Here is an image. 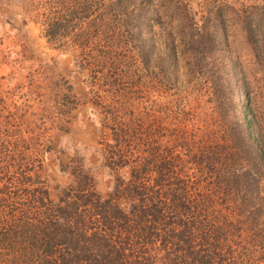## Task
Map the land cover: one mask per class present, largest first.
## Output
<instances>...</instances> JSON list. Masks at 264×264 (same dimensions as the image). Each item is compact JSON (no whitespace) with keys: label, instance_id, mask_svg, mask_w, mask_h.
Returning a JSON list of instances; mask_svg holds the SVG:
<instances>
[{"label":"trees","instance_id":"1","mask_svg":"<svg viewBox=\"0 0 264 264\" xmlns=\"http://www.w3.org/2000/svg\"><path fill=\"white\" fill-rule=\"evenodd\" d=\"M149 1L105 0L102 11L92 15L91 4L74 0L60 15L46 14L48 40L70 38L79 48L112 26L113 18L106 15L117 8L122 18L115 34L131 38L129 48L118 51L112 40L102 53L82 48L75 55L77 67L85 71L92 53L109 64L110 55L129 49L168 85L169 97L185 94L161 110L154 109L153 99L150 157L134 165L120 159L121 166L132 168V179L118 178L108 195L99 194L83 170L77 185H64L58 199L37 181V171L25 174L30 202L26 211L4 212L0 264H244L243 257L250 255L251 264H262L238 242L239 235L230 238L247 218L254 226L264 222V125L240 75L226 7L207 5L201 22L187 5L160 7L170 12L167 25L160 8L146 5ZM262 8L235 14L257 52H264ZM166 110L185 126L167 128L164 135L159 116ZM111 130L121 145L124 133L115 126ZM158 134L168 142L173 136L174 143L163 146ZM185 167L187 179L181 174ZM193 173L214 187L194 191ZM123 197H128L127 209L119 202Z\"/></svg>","mask_w":264,"mask_h":264},{"label":"rangeland","instance_id":"2","mask_svg":"<svg viewBox=\"0 0 264 264\" xmlns=\"http://www.w3.org/2000/svg\"><path fill=\"white\" fill-rule=\"evenodd\" d=\"M73 1L0 0V227L5 226L7 210L20 213L28 209L30 196L25 187L29 184L24 182L25 174L37 171V181L46 185L53 199L63 193L64 185H77L81 170L90 176L91 184L102 195L114 189L118 178L129 182L132 168L128 164L121 166L119 160L134 165L150 157L155 138L150 127L153 99L156 100L154 109L161 110L173 104L171 99L176 101L185 94L169 97L168 85L159 82L153 75L154 70L137 58V52L130 53L129 49L110 55V62L114 59L115 65L101 64L92 53L91 63L81 72L75 55L82 48L87 53H102L112 40L119 51L129 48L133 40L116 36L122 17L114 8L106 15L107 19L113 18L112 26L102 24L104 32L93 35L85 47H75L70 38L49 41L45 33L46 14L60 15ZM85 1L94 8L92 15L101 12L100 7L105 3V0H82V3ZM263 4L264 0H150L146 5L158 8L187 5L198 22L207 15L204 12L207 5L226 7L243 67L240 75L245 78L256 113L264 125V52L254 50L253 43L239 26V17L235 18L237 9L247 15L255 5ZM160 11L162 21L171 25L170 12L166 8ZM259 11L264 38V9ZM93 17L99 18V15ZM150 44L149 39L146 49ZM126 55L132 58L129 60ZM173 115L166 110L159 116L162 134L165 135L167 128L185 126L183 120L178 121ZM111 126L124 133L121 145L115 144ZM157 136L163 146L174 143L173 136L170 142L165 136ZM188 170L185 167L187 172L181 173L186 179ZM195 177L193 173L189 178L194 191L201 189L205 193L207 188L211 190L209 186L214 187L210 180L200 181ZM119 202L125 209L129 207L128 197ZM250 221L244 220L238 234L230 238L233 241L239 235L238 242L246 244L247 251L252 249L263 264L264 222L254 226ZM250 256L243 257L242 263L251 264Z\"/></svg>","mask_w":264,"mask_h":264}]
</instances>
